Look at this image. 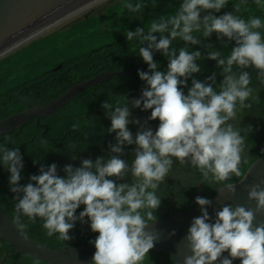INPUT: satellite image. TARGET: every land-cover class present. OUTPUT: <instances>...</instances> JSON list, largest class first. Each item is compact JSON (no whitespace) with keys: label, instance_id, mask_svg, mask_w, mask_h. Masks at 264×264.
Masks as SVG:
<instances>
[{"label":"clouds","instance_id":"clouds-1","mask_svg":"<svg viewBox=\"0 0 264 264\" xmlns=\"http://www.w3.org/2000/svg\"><path fill=\"white\" fill-rule=\"evenodd\" d=\"M229 2L180 0L172 14L159 15L147 30L138 26L126 31L127 41L139 43L138 55L148 70L138 69L145 82L139 98L121 95L115 103L106 100L101 104L111 122L107 131L115 133L107 156L83 158L78 167L66 164L65 175L58 174L56 163L40 164L39 174L21 184L20 148L8 147L15 141L5 137L0 143V164L10 172V191L17 201L11 222L23 239L28 238L29 224L39 219L49 237L58 234V240L68 241L75 223H84L87 217L91 231L98 233L89 241L96 248L90 264H145L159 238L157 232L148 230L158 220V190L169 177L174 159L195 168L200 173L198 181L206 185L242 176L252 126L240 128L233 121L251 108L249 101L259 99L251 86L250 70L264 83V19L241 15L249 10V0H232V10L220 14ZM253 3L264 11V0ZM149 4L155 8L158 0H123L122 6L127 12L141 13ZM213 35L220 48L211 41ZM230 44L225 55L223 50ZM157 52L167 60L165 70L154 59ZM206 59L214 60L220 69L219 82L215 71L203 80L195 77L202 72L198 61ZM135 108L151 110L150 116L142 122L132 116ZM153 120L159 121L155 129L149 125ZM129 124L138 125L135 133ZM77 127L72 125L73 130ZM128 146H134L131 163L123 158ZM261 185L264 180L248 186L254 210L224 205L216 211L214 222L207 210L212 201L195 198L201 215L193 218L184 238L191 254L184 256L183 264H233L237 259L240 264H264V223H253L255 214L264 212ZM225 188L236 191L235 184L226 183L217 195ZM81 205L84 208L77 215Z\"/></svg>","mask_w":264,"mask_h":264},{"label":"trees","instance_id":"trees-1","mask_svg":"<svg viewBox=\"0 0 264 264\" xmlns=\"http://www.w3.org/2000/svg\"><path fill=\"white\" fill-rule=\"evenodd\" d=\"M179 3L180 0H158L155 8L149 4L141 13H130L123 8V0H115L98 13L88 14L72 23L69 28L33 39L27 45L0 58V120L25 109L27 104L32 106L39 101L47 103L59 97L75 82L87 81L106 71H125L122 75L113 76L86 88L67 102L58 114L42 118L40 125L32 118L20 128L0 136V143L5 142L6 136H11L15 143H9L8 147L20 148L24 163L21 184H27L31 175L39 174L40 164L47 166L56 163L58 174L65 175L63 167L66 164L78 167L83 158L95 160L98 156H107L109 142L115 143V133L107 131L111 122L101 104L106 100L115 103L117 99H122L121 95L130 99L139 98L145 82L140 80L138 69L148 70L147 64L138 55L139 43L127 41L125 33L127 30L134 31L138 26L147 30L153 19L162 14H172ZM249 5V10L241 13L244 18L256 15L264 19V11L257 8L253 0H249ZM231 10L232 0L220 14ZM211 41L220 48L215 35L211 37ZM232 46L230 44L229 48L223 50L225 55ZM154 59L160 64V70L166 69L167 60L161 53H154ZM198 63L202 72L194 74L197 79L203 80L213 71L218 75V82L222 79L214 60L206 59ZM60 64L61 67L58 68ZM250 72L251 86L257 89L259 99L249 101L251 108L243 110L238 114V119L233 121L235 126L240 128L252 126L245 151L247 163L241 165V177L233 176L230 181L220 184L204 183L200 187L202 197L212 199L226 183L238 182L250 165L264 155V83L257 79L254 69ZM106 84H110V88H106ZM188 84L190 87V80ZM184 91L186 94L187 88ZM150 111L135 108L132 109V116L143 122L150 116ZM158 123V120L149 121L153 129ZM73 124L78 125L77 129L73 130ZM128 127L135 133L138 125L129 124ZM42 139H46L48 143L42 144ZM72 144H75V148L70 147ZM133 148L134 146H128L123 157L129 163L134 158ZM72 156H76V159ZM35 160L39 163H34ZM9 177L10 172L0 164V207L12 218L17 201L13 199L15 193L10 191ZM199 179L200 173L195 168L190 164L181 165L174 159L169 177L158 190V195L161 196V205L155 213L158 220L167 217L163 209L173 212L190 209L192 203L187 200L186 195L195 190ZM83 208L84 205H81L76 214ZM86 218L84 223H75L69 232L72 238L68 241L58 240V234L49 237L39 219L35 224H29L28 236L48 248L82 246L98 236V233L91 231L90 221ZM22 221L28 222L26 217H22ZM153 252L150 250L149 254ZM4 254L6 258L1 262ZM37 260L13 250L0 236V264H34ZM38 261L39 264H47Z\"/></svg>","mask_w":264,"mask_h":264},{"label":"water","instance_id":"water-1","mask_svg":"<svg viewBox=\"0 0 264 264\" xmlns=\"http://www.w3.org/2000/svg\"><path fill=\"white\" fill-rule=\"evenodd\" d=\"M91 1L93 0H0V53ZM60 67L61 64L58 68ZM123 73L125 71L102 72L87 81L75 82L66 92L47 103L39 101L32 106L27 104L25 109L0 120V136L20 128L32 118H35L37 125H40L42 118L58 114L67 102L73 100L86 88ZM261 180H264V155L250 165L242 179L232 183L236 187L234 193L225 188L222 193L210 199L212 203L207 208L212 217L210 222H214L216 211L221 210L224 205L232 207L242 205L254 210L255 201L248 199V186L260 183ZM203 184L202 181H198L195 190L186 195L187 200L192 203L190 209L178 212L163 209L167 217L149 225L148 230L157 232L159 236L151 250L170 256L172 259L167 264H183L184 256L191 254L184 238L193 218L201 215L200 206L195 202V198L202 195L200 187ZM255 215L254 224L264 223V212H257ZM11 221L12 218L0 207V236L17 252L47 264H90L92 261L96 251L93 243L70 248H48L36 243L29 236L23 239ZM173 230L175 234L171 235ZM5 258L6 254L1 262ZM216 264H219V261ZM233 264H240V261L234 260Z\"/></svg>","mask_w":264,"mask_h":264},{"label":"rangeland","instance_id":"rangeland-1","mask_svg":"<svg viewBox=\"0 0 264 264\" xmlns=\"http://www.w3.org/2000/svg\"><path fill=\"white\" fill-rule=\"evenodd\" d=\"M112 1H115V0H95L94 4H86L82 7H80L78 10L79 11H75V15L69 19H61L59 20L58 22L52 24L51 26L45 28L43 31H41L39 34L35 35L32 39L26 41L25 43L19 45L18 47L14 48L13 50H11L10 52L4 54L3 56H1L0 58H3L4 56L8 55V54H11L13 53L15 50H17L18 48L24 46V45H27L30 41H32L33 39H37V38H40V37H43L47 34H50L54 31H57V30H60L62 28H69L70 25L74 22H76L77 20H80V19H83L85 18L88 14H95V13H98L99 11H101L108 3L112 2ZM87 6V7H86ZM89 7V8H88ZM83 9V11H82ZM79 13V14H78ZM70 14V13H69ZM67 14L66 17L69 15ZM63 20V21H62ZM61 21V22H60ZM60 22V23H59ZM59 23V24H57ZM57 24V25H56ZM113 82L115 81V79H112ZM106 88H110V84H106L105 85ZM100 88V87H99ZM101 89V88H100ZM102 90V89H101ZM103 91V90H102Z\"/></svg>","mask_w":264,"mask_h":264},{"label":"bare ground","instance_id":"bare-ground-1","mask_svg":"<svg viewBox=\"0 0 264 264\" xmlns=\"http://www.w3.org/2000/svg\"><path fill=\"white\" fill-rule=\"evenodd\" d=\"M94 1H95V0H93V1H91V2H89V3H87V4L89 5V4H91L92 2H94ZM94 3H95V2H94ZM94 3H92V4H94ZM86 7H87V6H86ZM88 8H89V7H88ZM78 9H79V8H78ZM78 9L74 10L73 12H71L67 17H66V15H65V16L59 18L58 20H56V21H54V22L48 24L47 26H45V27H43V28L37 30L36 32H34V33L28 35L27 37H25L24 39L20 40L19 42H17V43L14 44L13 46H11V47H9L8 49H6L5 51L1 52V53H0V57L3 56L4 54L10 52V51L13 50L14 48L18 47L19 45L25 43L26 41L32 39L35 35L39 34V33H40L41 31H43L45 28H47V27L51 26L52 24L58 22L59 20L63 19L64 17H65V18H64L65 20H66V19H69V18H71V17H73V16L76 14L75 11H79V10H80V9H79V10H78ZM82 11H83V9H82ZM78 14H79V13H78ZM68 17H69V18H68ZM64 19H63V20H64ZM63 20H62V21H63ZM60 22H61V21H60ZM60 22H59V23H60ZM59 23H57V24H59ZM57 24H56V25H57Z\"/></svg>","mask_w":264,"mask_h":264},{"label":"flooded vegetation","instance_id":"flooded-vegetation-1","mask_svg":"<svg viewBox=\"0 0 264 264\" xmlns=\"http://www.w3.org/2000/svg\"><path fill=\"white\" fill-rule=\"evenodd\" d=\"M148 255L149 260H146L145 264H167L172 259L170 256H166L165 254L156 251Z\"/></svg>","mask_w":264,"mask_h":264}]
</instances>
